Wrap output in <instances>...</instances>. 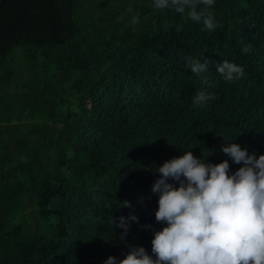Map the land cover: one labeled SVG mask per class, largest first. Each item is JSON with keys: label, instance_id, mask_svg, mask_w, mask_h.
<instances>
[{"label": "trees", "instance_id": "16d2710c", "mask_svg": "<svg viewBox=\"0 0 264 264\" xmlns=\"http://www.w3.org/2000/svg\"><path fill=\"white\" fill-rule=\"evenodd\" d=\"M0 264H264V0H5Z\"/></svg>", "mask_w": 264, "mask_h": 264}, {"label": "water", "instance_id": "95a60500", "mask_svg": "<svg viewBox=\"0 0 264 264\" xmlns=\"http://www.w3.org/2000/svg\"><path fill=\"white\" fill-rule=\"evenodd\" d=\"M5 0H2V2L0 3V6L4 3Z\"/></svg>", "mask_w": 264, "mask_h": 264}]
</instances>
